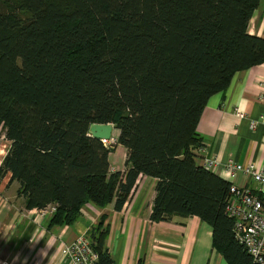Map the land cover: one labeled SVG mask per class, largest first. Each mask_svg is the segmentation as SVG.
Instances as JSON below:
<instances>
[{"label":"trees","instance_id":"obj_1","mask_svg":"<svg viewBox=\"0 0 264 264\" xmlns=\"http://www.w3.org/2000/svg\"><path fill=\"white\" fill-rule=\"evenodd\" d=\"M260 1L18 0L0 11V181L19 184L25 210L53 209L51 229L87 204L121 211L148 176L151 222L197 217L228 264H252L225 214L230 184L195 154L209 99L264 63V39L247 30ZM91 124L118 131L124 172H111ZM86 236L96 264H114L102 223Z\"/></svg>","mask_w":264,"mask_h":264},{"label":"crops","instance_id":"obj_2","mask_svg":"<svg viewBox=\"0 0 264 264\" xmlns=\"http://www.w3.org/2000/svg\"><path fill=\"white\" fill-rule=\"evenodd\" d=\"M247 30L264 39V0ZM234 109L245 118H238ZM263 114L264 63L237 72L224 92L209 99L197 126L203 148L195 154L199 166L203 157L214 156L218 166L210 172L261 199L264 186L242 173L230 178L222 168L230 162L264 168V125L258 121L254 128L249 126ZM114 132L117 138L118 131ZM116 153L120 160L111 159ZM126 157V149L117 144L109 155L111 172H124ZM156 182L139 176L121 211H115L112 203L101 209L87 204L73 225L48 229L50 216L39 220L37 210H25L24 199L17 195L19 184L11 183L7 175L0 181V264H67L63 246L99 223L106 229L105 246L114 264H228L213 246L211 226L199 218L150 221Z\"/></svg>","mask_w":264,"mask_h":264},{"label":"built area","instance_id":"obj_3","mask_svg":"<svg viewBox=\"0 0 264 264\" xmlns=\"http://www.w3.org/2000/svg\"><path fill=\"white\" fill-rule=\"evenodd\" d=\"M234 114L240 119L245 118L244 114L235 109ZM258 121L264 125V114L257 121H250V128H254L259 123ZM111 142L113 139L102 140L106 148H110L108 145ZM201 166L211 171L215 170L218 164L214 156L203 157ZM222 171L228 173L230 178H234L237 173H242L255 183L264 186V168L257 169L253 165L244 166L230 162L222 168ZM52 211L53 209L38 211L39 220L44 216H50ZM225 214L233 220V237L250 257L252 264H264V199L252 195L247 188H239L230 184ZM62 253L67 264L97 263V254L93 251L85 234L79 235L72 243L64 245Z\"/></svg>","mask_w":264,"mask_h":264},{"label":"water","instance_id":"obj_4","mask_svg":"<svg viewBox=\"0 0 264 264\" xmlns=\"http://www.w3.org/2000/svg\"><path fill=\"white\" fill-rule=\"evenodd\" d=\"M114 126L112 124H91L88 128V135L89 137L96 139V140H105L109 141L113 137ZM113 148H111V151Z\"/></svg>","mask_w":264,"mask_h":264},{"label":"rangeland","instance_id":"obj_5","mask_svg":"<svg viewBox=\"0 0 264 264\" xmlns=\"http://www.w3.org/2000/svg\"><path fill=\"white\" fill-rule=\"evenodd\" d=\"M17 1L18 0H0V11H4V12L8 11L9 9H11V7H13V5ZM113 135H114V136H112L113 137L112 138L113 139V142H111L110 145H108V147H110V149L113 148V147H115L117 145V142H116V135H117V133L114 132ZM7 146H8V143L3 138H0V153L3 152L5 154V151H6ZM114 157H115V161H116V159L117 160H120V155L119 154L116 153V155L112 156L111 159L113 160ZM47 217L48 216H44L43 218H47Z\"/></svg>","mask_w":264,"mask_h":264}]
</instances>
